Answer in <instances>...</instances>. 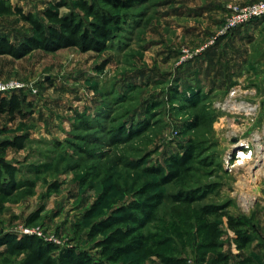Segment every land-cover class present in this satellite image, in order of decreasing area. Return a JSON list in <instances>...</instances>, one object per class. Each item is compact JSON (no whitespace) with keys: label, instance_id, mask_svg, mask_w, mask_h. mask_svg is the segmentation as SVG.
<instances>
[{"label":"rangeland","instance_id":"1","mask_svg":"<svg viewBox=\"0 0 264 264\" xmlns=\"http://www.w3.org/2000/svg\"><path fill=\"white\" fill-rule=\"evenodd\" d=\"M8 1L42 21L56 3L61 15L82 16L77 0ZM86 1L115 20L103 51L0 56V86L23 85L0 94L18 95L23 113L0 114V144L26 138L21 150L0 146V164L16 168V190L0 197V264H21L24 256L2 243L26 236L52 245L57 264L65 249L102 264H162L158 255L264 264V160L256 154L258 141L264 156V23L239 44L228 45L232 33L253 21L218 36L231 7L259 0H137L127 10ZM0 33L18 42L31 31L18 16H0ZM191 146L189 170L161 182ZM207 205L222 216L202 217ZM120 208L138 218L128 227L144 246L109 262L87 234ZM228 216L252 239L244 250ZM205 223L221 232L216 246Z\"/></svg>","mask_w":264,"mask_h":264},{"label":"trees","instance_id":"2","mask_svg":"<svg viewBox=\"0 0 264 264\" xmlns=\"http://www.w3.org/2000/svg\"><path fill=\"white\" fill-rule=\"evenodd\" d=\"M114 9H129L135 5L137 0H102ZM65 6L64 3H56L50 9L42 13L44 21L39 20L31 13H24L15 5H11L8 0H0V16H18L22 21L30 26L31 34L25 35L18 42H12L4 34L0 33V56H10L14 59H21L32 51L40 50L44 52H56L61 49L76 48L85 53L88 51L101 52L107 43L114 37L113 26L115 20L106 12L100 10L94 3L86 0H77L75 7L82 13V16L75 12L61 15L59 9ZM21 99L13 94L9 98H0V114H6L12 118L15 114H23L21 109ZM26 141L25 137H15L12 140L4 141L0 144L2 149L13 148L21 150ZM195 152V147H189L183 156L175 157L168 171V176L161 178V182L166 183L178 178L189 170L190 160ZM16 168L13 165L0 164V197H6L16 190ZM155 191V187L153 188ZM162 199L161 194L155 195L156 203L147 211V218H152L157 206ZM195 198L186 196L183 200L192 201ZM150 201L153 199H149ZM176 201L180 199L175 197ZM152 204L151 202L148 203ZM221 209L216 206H203L200 208L202 217L222 216ZM138 218L126 208L118 209L114 215L91 226L87 236L94 244L95 249L100 250L102 257H106L109 262H115L120 257L134 255L138 256L144 246V238L134 236L133 230L128 227L134 224ZM227 224L235 235V245L237 250L246 248L252 241L250 235L241 231L243 223L228 216ZM204 228L208 232L212 246H216L221 232L214 223H205ZM101 239L96 240L98 236ZM3 245L13 254L24 256L21 264H57V260L52 257L54 247L43 242L37 237L26 236L20 240L13 237L4 239ZM219 261H224L225 257L218 255ZM162 264H185L181 258H172L158 255ZM59 261L64 264H102L95 261L88 253L76 252L65 249L59 254Z\"/></svg>","mask_w":264,"mask_h":264},{"label":"built area","instance_id":"3","mask_svg":"<svg viewBox=\"0 0 264 264\" xmlns=\"http://www.w3.org/2000/svg\"><path fill=\"white\" fill-rule=\"evenodd\" d=\"M264 16V0H259L243 6H233L229 11V15L224 22L223 27L219 31L218 36H223L232 31L248 24L255 19ZM23 85L19 83H11L10 85L0 86V94L10 91L19 90Z\"/></svg>","mask_w":264,"mask_h":264},{"label":"crops","instance_id":"4","mask_svg":"<svg viewBox=\"0 0 264 264\" xmlns=\"http://www.w3.org/2000/svg\"><path fill=\"white\" fill-rule=\"evenodd\" d=\"M260 21L261 20L253 21L252 23L246 25L245 27H243L239 30H236L234 33H232V36L229 38V41H228L229 44L228 45L233 44V43L239 44L244 40H246V41L249 40V38H251V36L256 35L261 24L264 23V21L259 23ZM250 46H251V44L249 43V47Z\"/></svg>","mask_w":264,"mask_h":264},{"label":"bare ground","instance_id":"5","mask_svg":"<svg viewBox=\"0 0 264 264\" xmlns=\"http://www.w3.org/2000/svg\"><path fill=\"white\" fill-rule=\"evenodd\" d=\"M246 112H249L250 111V109H244ZM240 147H242V144H237V145H234V147L233 148H240ZM256 154H257V159L258 160H264V156H262L261 155V152H260V145H259V142L257 141L256 142ZM240 155H241V159L242 160H245V159H247L245 156H244V154L243 153H240ZM239 155V156H240Z\"/></svg>","mask_w":264,"mask_h":264}]
</instances>
